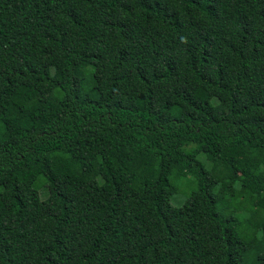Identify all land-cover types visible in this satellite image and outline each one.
Wrapping results in <instances>:
<instances>
[{
    "label": "trees",
    "instance_id": "obj_1",
    "mask_svg": "<svg viewBox=\"0 0 264 264\" xmlns=\"http://www.w3.org/2000/svg\"><path fill=\"white\" fill-rule=\"evenodd\" d=\"M0 264H264V0H0Z\"/></svg>",
    "mask_w": 264,
    "mask_h": 264
},
{
    "label": "rangeland",
    "instance_id": "obj_2",
    "mask_svg": "<svg viewBox=\"0 0 264 264\" xmlns=\"http://www.w3.org/2000/svg\"><path fill=\"white\" fill-rule=\"evenodd\" d=\"M54 60H50V62L52 63ZM200 159H203V156L200 154L199 155ZM205 165L208 167L209 163L205 162ZM170 182L171 184L175 185L177 187L176 193L173 194L170 198V203L173 206H178L179 204H181L183 202V200L185 199V197L192 191V189L194 188V181L193 178L191 176H185L183 178H174L173 176L170 178ZM28 187L27 185L22 186V190L27 191ZM41 196L43 197L44 195L41 194ZM238 201V200H236ZM236 201H233L232 203H235ZM225 213H228V210H225ZM238 216L243 217V211H237L236 212ZM257 239L260 238V234H257ZM257 245V240L253 239L250 242H248L247 247L249 249L254 248Z\"/></svg>",
    "mask_w": 264,
    "mask_h": 264
}]
</instances>
